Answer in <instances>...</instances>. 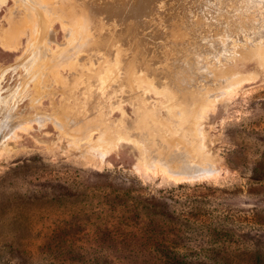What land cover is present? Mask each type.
Segmentation results:
<instances>
[{"label": "rangeland", "instance_id": "rangeland-1", "mask_svg": "<svg viewBox=\"0 0 264 264\" xmlns=\"http://www.w3.org/2000/svg\"><path fill=\"white\" fill-rule=\"evenodd\" d=\"M91 1L0 0V264H148L130 188L264 252V0Z\"/></svg>", "mask_w": 264, "mask_h": 264}, {"label": "trees", "instance_id": "trees-1", "mask_svg": "<svg viewBox=\"0 0 264 264\" xmlns=\"http://www.w3.org/2000/svg\"><path fill=\"white\" fill-rule=\"evenodd\" d=\"M179 185V188H183ZM197 188V187H195ZM128 189L123 196L127 200V206L134 203V218H125V225L130 227L138 225V233L131 231L134 238L141 244L142 252L148 257L144 260L148 264H264V252L256 246L252 250H228V249H192L185 243L207 242L218 243L221 237L232 236V225L222 224L226 218L207 220L204 217L205 205L211 199L220 196L212 190V194L195 193L184 196V202L180 201L173 193L133 197ZM210 190V189H209ZM211 192V190H210ZM184 195V194H181ZM125 200V201H126ZM256 220L264 223V218L257 213ZM196 224L197 229L203 234L194 238L187 235L188 230H181L188 224ZM144 225V227H143ZM231 226V227H228ZM191 231V230H190ZM207 237L208 240H205ZM128 237H125L126 241ZM183 243V244H181Z\"/></svg>", "mask_w": 264, "mask_h": 264}, {"label": "bare ground", "instance_id": "bare-ground-1", "mask_svg": "<svg viewBox=\"0 0 264 264\" xmlns=\"http://www.w3.org/2000/svg\"><path fill=\"white\" fill-rule=\"evenodd\" d=\"M83 1V0H82ZM87 1H91V0H86V2ZM94 1V0H93ZM99 1V0H98ZM103 2L105 1V0H102ZM107 1H109V0H107ZM107 1H105V2H107ZM112 1V0H111ZM115 1H117V0H115ZM92 2V1H91ZM102 2V3H103ZM110 2V1H109ZM94 3V2H93ZM99 3V2H98ZM224 3V2H223ZM88 4V3H87ZM96 4V3H95ZM226 4V3H225ZM105 5V4H104ZM89 6H91L92 7V5H88V7ZM98 6V5H97ZM99 6H101V2H100V5ZM112 7H113V5H112ZM101 8V7H100ZM105 8V7H104ZM124 8V7H123ZM127 8V7H126ZM224 8V7H223ZM222 8V9H223ZM102 9H103V6H102ZM125 9V8H124ZM124 9H123V11H124ZM89 10V9H88ZM113 9H111V11H112ZM117 10V9H116ZM226 10V9H225ZM225 10L223 11V13H225ZM115 11V10H114ZM119 11V10H118ZM121 11V10H120ZM90 12V11H89ZM210 12V11H209ZM222 12V11H221ZM90 13H92V12H90ZM112 13V12H111ZM203 13V12H202ZM201 13V14H202ZM114 14V13H113ZM203 15V14H202ZM222 15V14H221ZM94 16V15H93ZM92 16V17H93ZM220 16V15H219ZM229 16V15H228ZM228 16H226V17H228ZM95 17V16H94ZM206 17H208V15L206 16ZM211 17V16H210ZM202 18V17H201ZM200 18V19H201ZM218 18V17H217ZM229 18V17H228ZM209 19V18H208ZM202 20V19H201ZM200 20V21H201ZM204 20V19H203ZM206 20V19H205ZM204 20V21H205ZM219 20H220V18H219ZM101 21V20H100ZM99 21V22H100ZM102 22H104V21H102ZM101 22V23H102ZM217 22V21H216ZM243 22V21H242ZM96 23V22H95ZM106 23V22H105ZM104 24V23H103ZM102 24V25H103ZM197 24H199V22L197 23ZM197 24H196V26L195 27H199V26H197ZM218 24V23H217ZM101 25V24H100ZM205 25V24H204ZM203 25V26H204ZM219 25V24H218ZM217 25V26H218ZM104 26V25H103ZM216 26V27H217ZM98 27H99V24H98ZM106 27V26H105ZM104 28V27H103ZM193 28H194V26H193ZM200 28V27H199ZM217 28H219V27H217ZM224 27H221V29H223ZM99 29H100V27H99ZM101 29H102V27H101ZM195 29V28H194ZM190 30V29H189ZM190 31H192V29L190 30ZM195 31H196V29H195ZM184 32H187V30L186 31H184ZM192 32H194V31H192ZM190 33V32H189ZM188 33V34H189ZM196 33V32H195ZM184 35H186V34H184ZM190 35V34H189ZM189 35H187V36H189ZM228 37V36H227ZM229 39V38H228ZM0 40H1V44H2V46H4L5 48H11V44H10V42H9V40L7 39V37H6V35H5V33L3 32L1 35H0ZM224 43H226V41L224 42ZM223 43V44H224ZM173 62V61H172ZM174 62H176V61H174ZM173 62V63H174ZM177 63V62H176ZM175 63V64H176ZM178 64V63H177ZM174 65V64H173ZM2 92H1V84H0V94H1ZM3 96V95H2ZM0 101H1V96H0ZM3 103H4V101H3ZM209 112V111H208ZM207 115V114H206ZM41 116H38V117H36L35 119H37V120H41L42 119V117L40 118ZM10 119V118H9ZM35 119H33L32 121H34ZM143 120V119H142ZM5 121V120H4ZM4 121L2 122V127L4 126L3 124H4ZM8 123V122H7ZM18 124V123H17ZM3 128H5V127H3ZM4 130V129H3ZM10 132H15L17 129L15 128V127H11L10 129ZM1 132V131H0ZM9 132V133H10ZM167 145V144H166ZM167 148H168V146H167ZM171 151V150H170ZM157 152V151H156ZM218 175V171H206V172H201V173H196V174H185V175H181V176H177V177H174V178H176L177 180H183L184 182L185 181H193V180H198V179H204V178H209V177H215V176H217ZM173 176H176V175H173ZM192 183V182H191Z\"/></svg>", "mask_w": 264, "mask_h": 264}]
</instances>
